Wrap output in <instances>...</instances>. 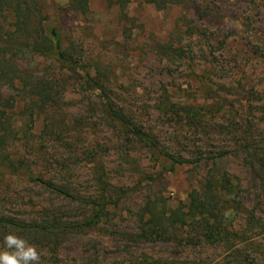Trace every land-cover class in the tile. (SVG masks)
Returning <instances> with one entry per match:
<instances>
[{
	"label": "rangeland",
	"instance_id": "rangeland-1",
	"mask_svg": "<svg viewBox=\"0 0 264 264\" xmlns=\"http://www.w3.org/2000/svg\"><path fill=\"white\" fill-rule=\"evenodd\" d=\"M39 2L77 67L29 61L58 91L33 118L28 98L10 92L15 134L0 145V219L39 228L0 223V250L15 232L43 253L42 264H264V0L164 9L131 0L124 11L90 0L87 13L70 0ZM165 44L186 60L161 56ZM166 154L189 163L170 171ZM36 176L105 204L101 216L89 224L97 206ZM225 177L233 186L220 195L229 201L222 235L169 219L188 211L193 190ZM154 223L165 232L154 233Z\"/></svg>",
	"mask_w": 264,
	"mask_h": 264
},
{
	"label": "trees",
	"instance_id": "trees-1",
	"mask_svg": "<svg viewBox=\"0 0 264 264\" xmlns=\"http://www.w3.org/2000/svg\"><path fill=\"white\" fill-rule=\"evenodd\" d=\"M89 1L70 0L69 5L75 10L87 13L89 11ZM109 1L123 11L131 2V0ZM146 2L155 5L159 9H164L185 2L196 3L197 0H146ZM47 18L39 0H0V145L7 142L6 140L15 134L11 127V113H9L16 103L15 95L13 96L10 93L13 89L18 88L17 95L22 96L24 94L23 97L28 98L26 99L28 101L27 110L32 118L38 112L37 109H45L51 102L57 101L58 91H56L53 79L49 78L46 71H40L38 66L30 71V60L51 59L76 70L77 60L74 59V56L69 55L57 27H52L50 30L46 28ZM159 53L170 60H186L184 51L180 48H174L172 45H162ZM87 77L96 84L95 79L89 73H87ZM97 85L98 89L104 93H102L104 97L107 96L105 85L102 83ZM110 112L122 123L133 126L125 114L113 108H110ZM132 128L134 135L139 140L152 143L147 134L135 126ZM165 156L172 162L170 171H174L177 165L189 163L188 160L175 158L171 154ZM33 180L46 189L71 200L90 202L97 206L99 210L89 221V224H92L94 219L99 218L101 212H103L105 206L103 203L86 201L65 187L58 186L40 176L33 177ZM232 186L231 178L228 177H225L220 183L208 182L204 186L206 190L202 192L193 190L190 193L191 202L187 212L172 213L169 219L174 222L178 220L183 224H193L199 221L203 224L202 232L206 238H216L218 235H222L220 227L223 213L221 212L226 209V204L229 201L222 199L220 195L224 192L230 193ZM152 215L154 218L151 221L154 222L155 215ZM0 223H6L12 227L39 228L38 225H23L4 219H0ZM152 228H154V233L158 235L165 232L163 223H154ZM41 230H44V228Z\"/></svg>",
	"mask_w": 264,
	"mask_h": 264
},
{
	"label": "clouds",
	"instance_id": "clouds-1",
	"mask_svg": "<svg viewBox=\"0 0 264 264\" xmlns=\"http://www.w3.org/2000/svg\"><path fill=\"white\" fill-rule=\"evenodd\" d=\"M3 246V250H0V264H42L43 253L15 232L4 235Z\"/></svg>",
	"mask_w": 264,
	"mask_h": 264
}]
</instances>
